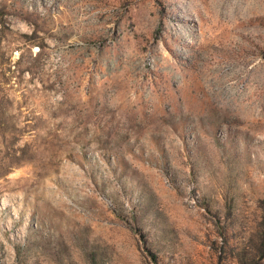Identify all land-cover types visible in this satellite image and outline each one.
Listing matches in <instances>:
<instances>
[{
	"label": "rangeland",
	"instance_id": "obj_1",
	"mask_svg": "<svg viewBox=\"0 0 264 264\" xmlns=\"http://www.w3.org/2000/svg\"><path fill=\"white\" fill-rule=\"evenodd\" d=\"M0 264H264V0H0Z\"/></svg>",
	"mask_w": 264,
	"mask_h": 264
}]
</instances>
